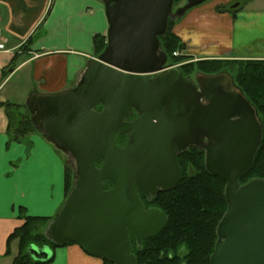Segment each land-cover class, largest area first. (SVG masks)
<instances>
[{"label":"water","instance_id":"95a60500","mask_svg":"<svg viewBox=\"0 0 264 264\" xmlns=\"http://www.w3.org/2000/svg\"><path fill=\"white\" fill-rule=\"evenodd\" d=\"M173 1L102 0L106 45L78 85L26 99L35 128L74 169L44 235L113 264H136L129 233L139 246L167 222L159 208H145L139 192L150 199L172 189L180 177L176 156L198 147L206 171L225 182L227 207L209 264H264V178L238 181L258 149L261 121L228 73H197L193 81L166 68L159 37L168 20L207 0H186L174 11ZM133 111L137 117L127 121ZM119 135H126L122 146ZM27 252L35 261L50 257L47 246L30 245Z\"/></svg>","mask_w":264,"mask_h":264},{"label":"crops","instance_id":"0c3cea01","mask_svg":"<svg viewBox=\"0 0 264 264\" xmlns=\"http://www.w3.org/2000/svg\"><path fill=\"white\" fill-rule=\"evenodd\" d=\"M229 2L207 0L189 9L173 33L194 59L264 61V0L234 8ZM107 27L102 0H0V103L21 105L33 92L75 88L96 58L93 37L106 36ZM9 127L1 106L0 264H12L17 254L15 241L6 254V240L23 217L52 219L66 198V154L36 128L27 144L12 141ZM50 257L45 264H103L76 243L50 248Z\"/></svg>","mask_w":264,"mask_h":264},{"label":"trees","instance_id":"16d2710c","mask_svg":"<svg viewBox=\"0 0 264 264\" xmlns=\"http://www.w3.org/2000/svg\"><path fill=\"white\" fill-rule=\"evenodd\" d=\"M175 1V0H174ZM176 2V1H175ZM174 21L169 19L164 36L159 37L161 49L166 53L171 64L183 62L178 68L182 75L195 70L203 74H215L222 69L235 73L233 82L254 106L261 121L262 134L258 149L251 166L238 179L240 184L252 178H264V61L263 60H228L202 59L190 60L184 53L185 45L173 33ZM106 45V36L95 35L92 39L93 53L98 56ZM181 54L174 55L173 53ZM9 118L10 139L19 143H28L29 135L36 131L33 115L20 105L10 102L0 103V107ZM125 142L118 138L117 145ZM180 177L170 190H160L150 199L139 192L145 208H159L167 217L165 227L155 237L143 240L138 246L130 234L132 253L136 264H209L216 241V226L223 216L227 204L224 197L225 182L216 175L209 174L204 166L203 152L197 147H189L176 156ZM100 166V162H97ZM74 179V169L65 166L64 190L68 195ZM105 189L111 187L105 181ZM50 218L24 216L23 223L9 234L6 240V254L10 252L13 241L17 244V254L12 264H45L35 261L27 249L30 245L38 248L47 246L51 249L59 245L44 235V229ZM103 264H113L103 260Z\"/></svg>","mask_w":264,"mask_h":264},{"label":"rangeland","instance_id":"374dc122","mask_svg":"<svg viewBox=\"0 0 264 264\" xmlns=\"http://www.w3.org/2000/svg\"><path fill=\"white\" fill-rule=\"evenodd\" d=\"M176 1V2H175ZM174 1V3H173V11L176 9V8H178V7H180V6H182V5H184V3L186 2V0H175ZM240 1H242V0H237L236 1V3H239ZM227 7V6H226ZM182 17V16H181ZM177 19H179V18H176V19H173V21H174V23H175V21L177 20ZM174 26V25H173ZM184 52L186 53V50H184ZM97 57V56H96ZM188 58H190V60H192V61H197V60H202V59H198V58H196L195 57V59H194V57H192V56H189ZM228 60H234L235 61V59H228ZM183 62H178V63H176V64H171L170 63V61H166V65L167 66H176L177 68L182 64ZM220 72H226V73H228L229 75H231L232 76V78H234V75H235V73H233L231 70H229V69H222L221 71H219L218 73H220ZM197 73H199V71H197V70H195L193 73H191V74H188V75H186L187 77H192V79H193V81H195V75L197 74ZM216 74V73H215ZM11 80H13V79H11ZM25 82V81H24ZM9 85V84H8ZM8 85H6L5 86V88L3 89V90H5L7 87H8ZM22 100V99H21ZM20 100V101H21ZM20 105V104H19ZM24 107H25V101H22V103H21V105H20V108L21 109H24ZM66 163H67V165H68V167H71L72 169H73V165H72V161L70 160V158H69V156L66 154Z\"/></svg>","mask_w":264,"mask_h":264},{"label":"flooded vegetation","instance_id":"af4514ba","mask_svg":"<svg viewBox=\"0 0 264 264\" xmlns=\"http://www.w3.org/2000/svg\"><path fill=\"white\" fill-rule=\"evenodd\" d=\"M236 1L237 0H231V2H229V4H228V7H231V8H234L238 3H236ZM187 77V76H186ZM189 78H191L192 79V77H190L189 76ZM195 78V77H194ZM193 80V79H192ZM99 109V107H97V110ZM137 117V114H136V112L135 111H133L132 112V115H130L129 117H127L126 118V120L127 121H131V120H133V119H135ZM120 137H123L124 139L126 138V135H119L118 137H117V139H116V141L118 140V138H120ZM203 141L204 142H207V138L206 137H204L203 138ZM125 143V142H124ZM123 143V144H124ZM122 144V145H123ZM122 145H119V146H122ZM198 148V147H197ZM198 149H200L202 152H203V156H204V151L201 149V148H198ZM111 187H112V185H111ZM111 187H108V188H111ZM108 188H106V189H108ZM151 207V206H150ZM130 234L131 233H129V236H130ZM133 236V235H132Z\"/></svg>","mask_w":264,"mask_h":264},{"label":"built area","instance_id":"2783aa9c","mask_svg":"<svg viewBox=\"0 0 264 264\" xmlns=\"http://www.w3.org/2000/svg\"><path fill=\"white\" fill-rule=\"evenodd\" d=\"M174 55H178V54H181L180 52H175V53H173Z\"/></svg>","mask_w":264,"mask_h":264}]
</instances>
